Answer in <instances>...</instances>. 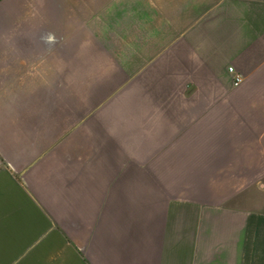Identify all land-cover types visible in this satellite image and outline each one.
<instances>
[{
    "label": "crops",
    "instance_id": "obj_1",
    "mask_svg": "<svg viewBox=\"0 0 264 264\" xmlns=\"http://www.w3.org/2000/svg\"><path fill=\"white\" fill-rule=\"evenodd\" d=\"M0 264H264V0H0Z\"/></svg>",
    "mask_w": 264,
    "mask_h": 264
},
{
    "label": "built area",
    "instance_id": "obj_2",
    "mask_svg": "<svg viewBox=\"0 0 264 264\" xmlns=\"http://www.w3.org/2000/svg\"><path fill=\"white\" fill-rule=\"evenodd\" d=\"M229 70H230L231 72L234 71L233 67H230ZM240 80H241L240 75H236V77H235V83H238Z\"/></svg>",
    "mask_w": 264,
    "mask_h": 264
}]
</instances>
